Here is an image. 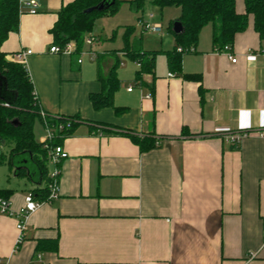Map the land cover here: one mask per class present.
Instances as JSON below:
<instances>
[{"label":"crops","instance_id":"crops-1","mask_svg":"<svg viewBox=\"0 0 264 264\" xmlns=\"http://www.w3.org/2000/svg\"><path fill=\"white\" fill-rule=\"evenodd\" d=\"M37 1L36 13L20 11L19 30L2 50L7 58L32 50L25 64L42 110L78 120L59 140L68 156L48 162V177L57 170V195L50 198L49 189L40 199L18 243L17 213L46 177L34 172L22 176L25 187H7L15 190L8 199L14 214L0 210V258L7 264H264V41L253 17L229 50L236 62L215 50L207 24L176 73L164 52L175 46L173 31L168 47L154 50L153 73L138 85L139 63L121 50L125 43L107 48L91 32L93 42L80 54L51 52L50 29L71 0ZM236 8L243 12L244 1L236 0ZM113 50L121 84L113 105L96 108L91 95L104 88L98 59ZM122 55L130 62L122 63ZM45 128L42 115L34 125L40 143ZM241 129L248 134L233 148L227 134ZM110 130L154 137L160 146L141 149Z\"/></svg>","mask_w":264,"mask_h":264},{"label":"trees","instance_id":"trees-1","mask_svg":"<svg viewBox=\"0 0 264 264\" xmlns=\"http://www.w3.org/2000/svg\"><path fill=\"white\" fill-rule=\"evenodd\" d=\"M243 1L245 9L239 12L236 8V0H153V3L161 8L176 6L181 10L178 20L183 24V31L174 33L175 46L164 51L171 70L182 73L183 54L197 44L200 32L207 24L212 25L213 45L218 51H222L225 46L231 48L235 36L247 29L249 16L253 17L254 28L261 41H264V0ZM101 3L107 4V7L86 12L87 9L99 6ZM123 3H128L136 12H141L145 0H115L114 2L112 0H71L58 11V18L50 29L53 44L62 47L73 41L76 44L73 53L80 54L96 19L107 13H115ZM138 19L142 20V16L140 15ZM19 26V0H0V166L8 165L9 169L18 176H33L35 172L42 177V180L46 177V186L30 191L40 200L48 196L50 179L47 175V164L51 160L49 146L38 142L34 132L35 122L38 118L41 119L43 110L26 64L7 58L6 52L2 50V45L9 34L17 32ZM133 28L132 25L126 26L125 45L121 50L139 63V70L133 81L143 85V75L153 73L157 52L132 48L130 34ZM108 53H110L108 58L103 54L98 59L99 76L104 88L103 92L91 95L96 108L113 105V93L121 84L117 76V69L120 66L117 51ZM185 77L200 79L199 76L185 75ZM15 119L17 121L14 123ZM46 119L52 125L63 124L65 127L57 131L54 144H59V140L70 133L78 120L74 116L53 117L49 114H46ZM183 132L187 133L186 130ZM110 133H120L131 137L141 149L160 146L156 138L141 136L130 130H119V132L110 130ZM231 146L236 148L237 145ZM14 192V189L0 187V198L9 199Z\"/></svg>","mask_w":264,"mask_h":264},{"label":"rangeland","instance_id":"rangeland-1","mask_svg":"<svg viewBox=\"0 0 264 264\" xmlns=\"http://www.w3.org/2000/svg\"><path fill=\"white\" fill-rule=\"evenodd\" d=\"M180 8L167 6L161 8L153 3V0H145L143 10L136 12L128 3H123L115 13H107L98 17L95 21L92 32L101 35V45L111 49H120L124 45V33L126 26H134L130 40L137 48L142 47L147 50L166 48L168 38L173 36V25L179 18ZM153 15L150 18V15ZM142 16L149 25L159 23L162 26L161 32H154L150 28H145L144 23L139 21ZM163 36V37H162ZM164 45V46H163ZM126 55L121 56V62H130ZM37 123V120H36ZM49 167V164H47ZM27 179L22 176H15L9 166H0V187L7 188L25 187Z\"/></svg>","mask_w":264,"mask_h":264},{"label":"built area","instance_id":"built-area-1","mask_svg":"<svg viewBox=\"0 0 264 264\" xmlns=\"http://www.w3.org/2000/svg\"><path fill=\"white\" fill-rule=\"evenodd\" d=\"M19 5H20V11H28L30 13H36L37 12V7H38V1L37 0H19ZM142 24L144 23L145 28H150L154 32H161L162 31V26L159 23L153 24L152 26L148 24V21H140ZM86 42L92 43L93 42V37L89 36L86 38ZM75 42L71 41L68 42L64 46H58V45H52L50 48L51 52H56V53H73L75 50ZM181 50V48H179ZM230 47L225 46L223 51H226L229 53L230 58L232 59V62H236V57L232 54H230ZM32 50H21L18 51L12 55L9 56V59L11 60H16L19 62L25 63L26 56L30 54ZM132 87L129 88L131 90ZM146 98H151L152 95L151 93H146L145 94ZM42 115L44 118V123H45V129H46V136L41 140L42 143L45 146H49V153H50V159L52 162L57 163L59 162L60 159L66 158L68 156V153L63 149V147L59 144H54V140L57 136V131L58 130H63L65 127L63 124H58L52 125L48 123L46 119V114L44 111H42ZM242 131H231L228 132L227 138L228 141L231 144H236L238 145L240 141L247 136L248 132L245 129H241ZM49 189H50V198H53L57 195L56 193V179H57V170H52L49 173ZM43 200H39L34 197L32 192H27L24 198V205L21 208V210L17 213L18 217V223H17V228L19 230V236H18V242L22 240V232L25 229V221L27 220L28 216L35 211L41 204ZM0 210L3 213L7 214H14L11 209H10V203L8 199H3L0 198ZM18 245V244H17ZM38 260H41V255L37 254ZM0 264H7V260L4 258H0ZM45 264V263H42Z\"/></svg>","mask_w":264,"mask_h":264},{"label":"water","instance_id":"water-1","mask_svg":"<svg viewBox=\"0 0 264 264\" xmlns=\"http://www.w3.org/2000/svg\"><path fill=\"white\" fill-rule=\"evenodd\" d=\"M115 0H112V2H114ZM105 7H107V4H104V3H101L99 6H95V7H91L89 9L86 10V12H91L93 10H102L104 9ZM173 31L175 33H181L183 31V24L181 21L177 20L174 25H173ZM17 120L15 119L14 120V123L16 122Z\"/></svg>","mask_w":264,"mask_h":264}]
</instances>
